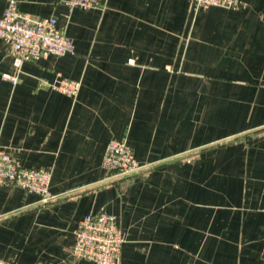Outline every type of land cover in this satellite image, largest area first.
<instances>
[{"label":"crops","instance_id":"1","mask_svg":"<svg viewBox=\"0 0 264 264\" xmlns=\"http://www.w3.org/2000/svg\"><path fill=\"white\" fill-rule=\"evenodd\" d=\"M102 1L17 0L56 17L76 51L24 63L15 85L0 38V146L49 168L60 196L0 186V257L97 264L73 254L75 230L105 210L125 235L118 264H264V0ZM60 78L78 94L48 86ZM113 139L149 167L108 182Z\"/></svg>","mask_w":264,"mask_h":264},{"label":"built area","instance_id":"2","mask_svg":"<svg viewBox=\"0 0 264 264\" xmlns=\"http://www.w3.org/2000/svg\"><path fill=\"white\" fill-rule=\"evenodd\" d=\"M71 8H105L102 0H64ZM196 8L222 6L230 9L244 7L242 0H191ZM0 38L13 57L17 73H6L5 78L14 85L19 82V72L24 63L38 61L48 55L75 53L73 39L58 26L54 16L34 17L18 9L17 0H9L0 16ZM52 89L69 96H76L81 83L69 78H60L48 84ZM104 167L109 171L110 181L131 178L148 165L140 164L126 140L113 139L108 143ZM52 171L44 167H28L7 149L0 146V186L17 185L28 193L38 194L41 203H49L60 196L51 193L49 186ZM125 235L117 216L108 211L87 214L75 230L73 254L97 264H118ZM0 264H16L0 257Z\"/></svg>","mask_w":264,"mask_h":264}]
</instances>
